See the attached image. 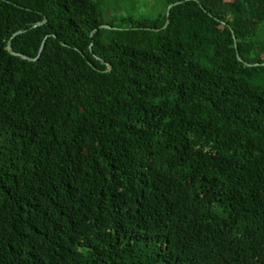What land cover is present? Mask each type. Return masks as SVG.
I'll list each match as a JSON object with an SVG mask.
<instances>
[{
  "label": "trees",
  "instance_id": "obj_1",
  "mask_svg": "<svg viewBox=\"0 0 264 264\" xmlns=\"http://www.w3.org/2000/svg\"><path fill=\"white\" fill-rule=\"evenodd\" d=\"M164 1L0 0V264H264V0Z\"/></svg>",
  "mask_w": 264,
  "mask_h": 264
},
{
  "label": "rangeland",
  "instance_id": "obj_2",
  "mask_svg": "<svg viewBox=\"0 0 264 264\" xmlns=\"http://www.w3.org/2000/svg\"><path fill=\"white\" fill-rule=\"evenodd\" d=\"M110 3L105 18H119L122 16L150 17L165 10L164 0H105Z\"/></svg>",
  "mask_w": 264,
  "mask_h": 264
},
{
  "label": "water",
  "instance_id": "obj_3",
  "mask_svg": "<svg viewBox=\"0 0 264 264\" xmlns=\"http://www.w3.org/2000/svg\"><path fill=\"white\" fill-rule=\"evenodd\" d=\"M173 6H174V5H171V6L168 8V12H167V17H168V18H169V15H170V10L173 8ZM45 22H46V19H44L43 22L37 24L36 26L43 25ZM167 23H168V21H167ZM36 26H35V27H36ZM165 27H166V26H165ZM100 28H108V27H107V26H101ZM21 32H22V31H20V32H18V33H16V34H14L13 36L18 35V34L21 33ZM6 49H7V51H8L10 54L15 55V56H18V54H16V53H14V52L11 51L10 41L7 43V48H6ZM235 49H236V46H235ZM42 50H43V48L41 49L39 56L41 55ZM39 56H38V58H39ZM21 57H22L23 59H25L24 56H21Z\"/></svg>",
  "mask_w": 264,
  "mask_h": 264
}]
</instances>
